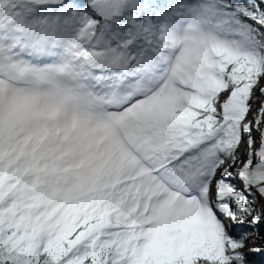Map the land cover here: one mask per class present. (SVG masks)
<instances>
[{
  "label": "snow or ice",
  "instance_id": "obj_1",
  "mask_svg": "<svg viewBox=\"0 0 264 264\" xmlns=\"http://www.w3.org/2000/svg\"><path fill=\"white\" fill-rule=\"evenodd\" d=\"M264 0H0V264L264 256Z\"/></svg>",
  "mask_w": 264,
  "mask_h": 264
},
{
  "label": "rangeland",
  "instance_id": "obj_2",
  "mask_svg": "<svg viewBox=\"0 0 264 264\" xmlns=\"http://www.w3.org/2000/svg\"><path fill=\"white\" fill-rule=\"evenodd\" d=\"M260 230H264V227H262ZM262 243H264V239L263 238L257 240V244H262ZM251 259L253 261H257L258 259H260V256L259 255L252 256Z\"/></svg>",
  "mask_w": 264,
  "mask_h": 264
},
{
  "label": "trees",
  "instance_id": "obj_3",
  "mask_svg": "<svg viewBox=\"0 0 264 264\" xmlns=\"http://www.w3.org/2000/svg\"><path fill=\"white\" fill-rule=\"evenodd\" d=\"M260 232H261V238L264 239V230H260ZM254 262L255 264H264V256H260V259Z\"/></svg>",
  "mask_w": 264,
  "mask_h": 264
}]
</instances>
